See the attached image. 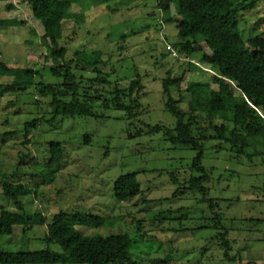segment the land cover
Wrapping results in <instances>:
<instances>
[{
	"label": "rangeland",
	"instance_id": "rangeland-1",
	"mask_svg": "<svg viewBox=\"0 0 264 264\" xmlns=\"http://www.w3.org/2000/svg\"><path fill=\"white\" fill-rule=\"evenodd\" d=\"M231 1L238 8L244 39L264 31V0L253 4L252 0ZM156 3L117 0L107 8L86 0L71 8L83 14L82 19L62 22L60 45L66 48L67 58H74L77 49H100L99 68L116 76L120 104L138 103L131 101L127 88L131 79L140 76L145 94L139 100L143 110L138 116L129 118L123 109L98 106L93 109L94 115L40 122L23 145V122L47 109V99L36 84L57 80L49 68L60 61L47 56L49 47L41 39L40 21L26 2L0 0V19L15 18L19 22L0 27V62L39 71L31 77L0 74V83L19 84L21 88L0 98V176L15 172L10 180L31 185L34 191L19 197L24 211L41 212L47 221L58 210L106 217L100 227L76 229L87 235L129 232L135 239L131 252L138 264H150L152 258L167 260V264H264V155L251 156L250 147L245 153L237 148H216L217 140L204 143L202 164L209 172L206 193L216 201L211 212L202 194L181 182L192 173L195 151L171 145L160 132L148 131L157 123L174 127L175 119L164 109L162 94V79L167 74L182 77L180 87L172 86L171 93L183 109H187L189 99L184 91L187 81H199L204 90L217 87L212 79L217 70L201 61L200 52L188 57L191 63H198L196 67L188 66L180 54H168L162 35L170 45L177 42L176 23L159 24L163 12ZM8 4L13 7L8 9ZM170 12L174 15L173 3ZM203 50L208 48L203 45ZM83 74L93 75L89 69ZM235 94H239L236 89ZM8 131L12 133L6 134ZM86 135L89 143L83 140ZM50 140H59L64 146L57 167L46 162ZM21 154H25V163L17 166ZM36 172L52 175L42 178ZM127 172H137L141 191L131 199L118 201L113 194L114 180ZM171 172L180 183L171 181ZM174 191L178 192L172 196ZM3 208L16 210L2 195L0 186V210ZM215 214L222 216L221 223L227 229L230 254L234 256L231 261L223 257L219 229L213 227L211 219ZM45 231V225H36L26 237L18 226L12 234L0 235V246L42 249L46 246L39 238ZM50 248L61 250L55 243Z\"/></svg>",
	"mask_w": 264,
	"mask_h": 264
},
{
	"label": "trees",
	"instance_id": "trees-1",
	"mask_svg": "<svg viewBox=\"0 0 264 264\" xmlns=\"http://www.w3.org/2000/svg\"><path fill=\"white\" fill-rule=\"evenodd\" d=\"M23 1L40 21L43 29L41 39L49 47L47 56L53 61H60L49 68L50 75L57 80L47 83L38 81L36 84L47 99V109H43L44 114L23 122V145L28 142L30 131L36 129L40 122H50L56 117L94 115L93 109L98 106L123 109L129 118L137 117L142 109L139 108V100L145 94L140 76L131 79L127 88L131 101L138 103L122 105L119 103L121 88L116 76L99 68L102 63L100 49H77L74 58H67L66 48L60 45L63 20L82 19L83 14L75 13L71 8L73 4H82L86 0ZM116 1L93 0L95 4H104L107 8ZM170 3L174 5V15L170 12ZM11 7L12 4L7 5L8 9ZM156 7L163 12L159 24L176 23L179 40L171 45L179 54L188 57L200 52L201 61L217 70L212 76L216 88L204 90L199 81L186 82L184 91L189 94L187 109L181 108L180 100L171 93L172 86L180 87L181 75L172 77L167 74L162 79V94L165 96L164 109L175 119L174 127L157 123L148 129L152 133L160 132L171 145L195 151L190 164L192 173L181 182L187 184L186 188L201 193L212 212L216 201L206 193L209 172L202 164L204 143L217 140L216 148H237L238 152L245 153L250 147L251 156L264 155V31L244 39L239 27L238 8L231 0H157ZM16 24L19 22L15 18L0 19V27ZM163 38V41H167L165 36ZM203 45L208 51L203 50ZM187 63L188 66L191 64L196 67L191 62ZM86 69L93 73L92 77L83 74ZM0 74L31 77L39 74V71L32 67L8 66L0 62ZM19 86L0 83V98L7 92L21 90ZM235 89L239 94H235ZM46 114L50 117L47 118ZM216 120L219 122L216 123ZM210 129L212 134L209 133ZM83 140L89 143L90 137L86 135ZM63 154L61 141L48 142L46 162L50 166L61 164ZM24 156L21 154L17 166L25 163ZM14 175L15 172L0 176L2 195L16 209L0 210V235H10L19 226L27 237L36 225H45L46 231L39 239L46 247L11 250L0 246L1 264H138L131 252L135 239L129 232L87 235L76 229V226L100 227L106 219L102 215L58 210L47 221L41 212L24 211V204L19 197L31 194L34 189L22 181L10 180ZM35 175L46 178L52 173L36 172ZM169 177L172 182H179L174 172ZM140 191L137 172L121 174L114 180L113 194L118 201L131 199ZM177 192L174 191L172 196ZM221 217L215 214L211 219L213 227L219 229L218 239L223 248V257L231 261L234 256L230 254L227 229L222 225ZM53 243L58 244L61 250H52L50 245ZM149 263L167 264V260L152 258Z\"/></svg>",
	"mask_w": 264,
	"mask_h": 264
},
{
	"label": "built area",
	"instance_id": "built-area-1",
	"mask_svg": "<svg viewBox=\"0 0 264 264\" xmlns=\"http://www.w3.org/2000/svg\"><path fill=\"white\" fill-rule=\"evenodd\" d=\"M162 35V34H161ZM164 35H162V39L164 40L163 38ZM164 44H165V49H167L168 53L173 56V57H179V54L177 53V51L173 48L172 45H170L167 41H164ZM183 60H185V58H182ZM193 62V60H190ZM195 63V62H194Z\"/></svg>",
	"mask_w": 264,
	"mask_h": 264
},
{
	"label": "clouds",
	"instance_id": "clouds-1",
	"mask_svg": "<svg viewBox=\"0 0 264 264\" xmlns=\"http://www.w3.org/2000/svg\"><path fill=\"white\" fill-rule=\"evenodd\" d=\"M174 48V47H173ZM175 49V48H174ZM176 50V49H175ZM167 51V50H166ZM177 51V50H176ZM168 52V51H167ZM177 53L179 54V52L177 51ZM171 56V55H170ZM183 56V55H182ZM173 57V56H172ZM189 57V56H188ZM187 56H183V58H185V60L186 61H188V62H192V61H190L191 59H189ZM196 65L198 64V63H195Z\"/></svg>",
	"mask_w": 264,
	"mask_h": 264
}]
</instances>
